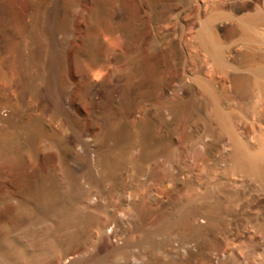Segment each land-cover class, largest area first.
<instances>
[{
	"label": "rangeland",
	"instance_id": "obj_1",
	"mask_svg": "<svg viewBox=\"0 0 264 264\" xmlns=\"http://www.w3.org/2000/svg\"><path fill=\"white\" fill-rule=\"evenodd\" d=\"M238 142L264 148V0H0V264H264Z\"/></svg>",
	"mask_w": 264,
	"mask_h": 264
},
{
	"label": "bare ground",
	"instance_id": "obj_2",
	"mask_svg": "<svg viewBox=\"0 0 264 264\" xmlns=\"http://www.w3.org/2000/svg\"><path fill=\"white\" fill-rule=\"evenodd\" d=\"M211 12L207 18L202 22V30L200 32V37L210 43L216 40V25H224L226 22L224 19H229L231 16L222 7L213 3ZM259 16L249 19L247 22H252L257 20ZM159 21H166L164 19H159ZM168 26V25H167ZM236 163L237 167L245 172L262 174L263 164H264V148L259 151L252 150L248 145L243 142H238L235 149Z\"/></svg>",
	"mask_w": 264,
	"mask_h": 264
}]
</instances>
